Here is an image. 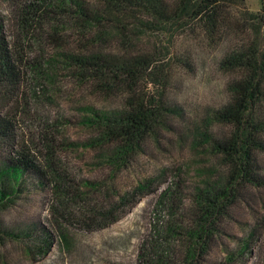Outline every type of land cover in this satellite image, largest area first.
<instances>
[{"label": "rangeland", "instance_id": "rangeland-1", "mask_svg": "<svg viewBox=\"0 0 264 264\" xmlns=\"http://www.w3.org/2000/svg\"><path fill=\"white\" fill-rule=\"evenodd\" d=\"M33 1L0 0L9 42L24 54L19 93L7 105L0 95V117H16L20 145L45 174L18 165L15 153L0 145V264H156L159 256L165 264H264V184L245 187L244 199L220 223L223 233L204 253L188 257L198 189L205 180L228 179L230 171L214 149L235 132L220 119L236 77L221 63L252 46L264 55L260 0H225L214 33L193 14L199 0H131L119 23L88 32L58 10L57 16L29 17L25 26V7ZM70 2L73 9L103 8L98 0ZM92 54L117 65L145 59L148 67L140 70L132 92L122 78L116 93H104L75 62ZM129 93L148 102L153 129L128 162L116 166L108 157L117 143L90 121L122 114ZM255 114L264 120V104ZM49 158L61 174L57 184L50 182ZM258 161L264 182V152ZM140 186L146 187L132 206L116 211V221L97 220V211ZM64 205L68 219L61 218Z\"/></svg>", "mask_w": 264, "mask_h": 264}, {"label": "trees", "instance_id": "trees-1", "mask_svg": "<svg viewBox=\"0 0 264 264\" xmlns=\"http://www.w3.org/2000/svg\"><path fill=\"white\" fill-rule=\"evenodd\" d=\"M224 1L199 0L194 7L192 6L193 14L201 15L200 20L210 33H214L221 26L222 16L225 12L223 10ZM98 2L102 4L103 8L92 11L76 4L73 9L70 6V0H34L33 3L25 7L24 25L28 26V21L37 15L39 17L57 16L59 13L66 12L70 14L67 16L69 20L79 26L82 31L88 32L95 27L101 29L105 23H114V21L119 23L118 14L127 10L126 4H130L131 0H98ZM260 4L264 16V0H260ZM23 61L24 54H20L9 42L6 23L0 14V95L5 101V105L19 93V87L23 82L21 70ZM75 62L84 76L97 80L98 88L104 93H116L114 89L119 88L118 81L122 78L130 81V84L127 83V87L132 92L133 81L137 80L138 74L142 73L140 70H146L148 67V61L145 59H137L130 65L124 64V61L117 65L115 61H109L103 56L93 54L76 57ZM221 65L224 70L233 72L236 76L228 88L230 102L220 113L222 122L232 125L235 132L228 139L215 142L214 149L225 157L230 171L228 179L205 180L198 189L194 200L195 225L189 234L193 245L188 250L189 258H193L196 252L204 253L210 240L223 233L220 223L230 217V211L240 199H244L242 194L245 187H261L264 184L260 176L261 168L258 161L259 154L264 152L262 143L264 120L256 116L257 112L255 114V110L264 104V55L259 54L252 46L226 56ZM130 93L129 97L127 96L129 99L128 108L122 114L114 118L107 117L101 121L98 119L90 121V124L96 127L110 143H117L115 152L108 157L109 161L116 166L128 162L129 155L135 151L136 146H140L148 138L149 132L153 129L154 112L148 107V102L137 100ZM0 145L9 149L11 153H15L14 160L18 162V165L44 177L43 166L26 146L20 145L18 121L14 115L0 117ZM20 146L21 151L16 152ZM51 161L52 159L49 158L47 162L52 170L50 182L57 184L56 179L61 174ZM17 168L14 169L17 170ZM142 187L146 186H140L133 193L120 197V202L116 205L97 211V214H94L98 216L97 220L105 224L112 220L116 221L118 219L114 218L116 211L121 207L132 206L135 203L136 193L143 191ZM59 192L57 189L56 195ZM66 192L69 193L67 190ZM2 199L3 193L0 192V201ZM166 199L167 197H164L161 205H165ZM68 206H65L61 218L68 219L71 216ZM94 210L92 208L91 212L93 213ZM82 213L86 215L83 210ZM173 229L171 224L168 232L172 234ZM251 241L252 237H248L244 249L249 248ZM43 246L45 243L42 246L39 245V249H42ZM157 255V252H154L151 256L156 257ZM228 257L233 261V253H230ZM159 258L156 262L149 260L156 264H165L162 261V256Z\"/></svg>", "mask_w": 264, "mask_h": 264}]
</instances>
